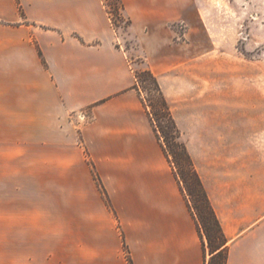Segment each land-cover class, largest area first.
<instances>
[{"label":"crops","instance_id":"1","mask_svg":"<svg viewBox=\"0 0 264 264\" xmlns=\"http://www.w3.org/2000/svg\"><path fill=\"white\" fill-rule=\"evenodd\" d=\"M121 2L226 237L227 264H264V122L203 116L200 90H181L183 46L167 25L189 5ZM109 20L103 0H0V264L208 260Z\"/></svg>","mask_w":264,"mask_h":264},{"label":"rangeland","instance_id":"2","mask_svg":"<svg viewBox=\"0 0 264 264\" xmlns=\"http://www.w3.org/2000/svg\"><path fill=\"white\" fill-rule=\"evenodd\" d=\"M120 1L103 0L116 43L126 51L134 76L138 74L141 78L142 102L147 113L155 114L160 136L158 142L166 150L165 157L185 201L192 212L207 223L208 216L197 187L170 128L162 118L152 83L142 74L149 69L145 52L128 26L127 20L130 19L123 13ZM178 1L189 6L183 20L170 22L167 28L172 32V43L183 46L181 90L188 93L196 86L197 95L200 90L203 116L210 113L220 122L237 120L253 126L264 122V0ZM18 9L24 18L19 2ZM206 107L213 109L207 110ZM179 141L186 146L182 137ZM217 144L215 149L219 148ZM252 148L256 149V146L252 145ZM262 149L264 151V145ZM209 255L208 252L206 256L209 258Z\"/></svg>","mask_w":264,"mask_h":264},{"label":"trees","instance_id":"3","mask_svg":"<svg viewBox=\"0 0 264 264\" xmlns=\"http://www.w3.org/2000/svg\"><path fill=\"white\" fill-rule=\"evenodd\" d=\"M108 1V0H107ZM120 1V0H118ZM121 2V1H120ZM121 8H123L122 4H121ZM128 26H130V20H127ZM143 76L148 78L151 83H152V90L154 91V94L156 95V99L158 102V106L159 109L161 111L162 114V118L165 120V123L167 125L168 128H170V131L172 133V135L174 136V140L177 142V146L178 148L181 150L182 153V157H184V160L187 164L188 170L190 172H188L191 177L192 180L194 181V184L196 185V189L198 194L200 195L201 198V202H202V206L208 216V222L205 223L203 222L204 219H201L200 216H196L193 212H192V208L189 206V204L187 203V208L190 211V213L192 214V216L195 219V225L198 231V234L200 236V241H201V245H202V250L204 253V258H206V255L209 252V258L206 261L205 260V264H227V256H228V249H227V240L226 237L224 236L222 229L219 225V221L217 219V216L214 212V210L211 207V202L205 192V188L202 184V181L197 173V170L194 167V164L189 156V153L186 150V146L184 145V143L179 141V138H181V134L179 129L176 126L175 123V119L171 113L170 107L168 105V102L165 98V96L163 95L162 91H161V87L158 83L157 78L154 76V74L151 72L150 69L144 70L143 71ZM136 78V84L133 87V89L137 90V93L140 95L141 91H140V84H139V80L141 79L140 76H138V74L135 75ZM144 109H145V103L142 102ZM148 117L150 119V123L151 126L153 128V132L156 135V139L159 140V129L158 126H156V119H155V114H153V112H148ZM164 150V152L166 151L164 149V147L162 148ZM89 166H90V172L92 174V177L96 183V187L99 190V192L101 193V196L104 200V204L106 205V207L113 211V208L111 206V201L110 198L106 192V190L104 189V185L102 183L101 178L99 177V175L96 173L95 171V166L93 165V163H91L90 161L88 162ZM183 181H185V178L183 177V175L181 174ZM210 222V225H209ZM127 253V252H126ZM128 257V255H127ZM131 264V263H130Z\"/></svg>","mask_w":264,"mask_h":264},{"label":"built area","instance_id":"4","mask_svg":"<svg viewBox=\"0 0 264 264\" xmlns=\"http://www.w3.org/2000/svg\"><path fill=\"white\" fill-rule=\"evenodd\" d=\"M80 118H81V120H84V119H86V115L82 114V115H80Z\"/></svg>","mask_w":264,"mask_h":264}]
</instances>
